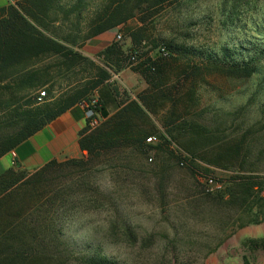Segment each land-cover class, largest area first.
Returning <instances> with one entry per match:
<instances>
[{"label": "trees", "instance_id": "obj_1", "mask_svg": "<svg viewBox=\"0 0 264 264\" xmlns=\"http://www.w3.org/2000/svg\"><path fill=\"white\" fill-rule=\"evenodd\" d=\"M169 1L106 0L87 23L86 32L81 30L82 11L87 7L85 0H75L67 8L61 0H23L18 8L8 4L0 9V159L71 107L87 104L93 97L96 102L90 109L101 118L93 130L86 120L87 125L80 133L78 144L86 157L65 162L52 160L32 172L15 168L0 175V264H55L57 254H63L61 247L67 245L61 239L57 212L72 210L80 200L95 207L101 198L96 193L87 194L88 176L71 183L72 176L78 171L85 174L91 166L107 158L121 162L118 156L127 150L131 155H146L148 150L166 153L176 165L188 161L192 166L187 168L191 176L200 172L199 163L226 171H244L254 149L249 131L234 142L212 150L211 157L195 152L187 143L190 139L191 142L207 140L208 129L192 118L199 102L196 87L192 85L197 78L192 77L201 73L197 63L203 59V53L169 42L152 46L163 47L166 56L157 52L150 56L143 50L145 36L141 27L130 34L127 50L114 42L96 55L103 66L79 51L88 40L120 27L134 17L135 11L146 13ZM237 6L234 3L226 16L231 23L238 14ZM63 25L70 26V30L59 34L55 27ZM254 32L261 37L255 39H260V46L264 47V24L256 23ZM260 49L254 45L239 50L222 46L220 55L209 52L204 56V69L232 78L260 75L264 55ZM242 55L244 58L237 61ZM45 60L53 61L52 66L64 70L63 73L76 70L89 73L57 98L51 96L52 83L46 89V101L37 105L35 98L27 94L43 88L53 78L48 72L50 66L40 65ZM127 67L139 72L147 85L137 100L125 91L120 92L112 80L113 75ZM260 111L264 115V109ZM159 116L161 129L152 119ZM149 137H155L157 143H146ZM258 148L257 153L264 154V148ZM60 179L69 183L59 191H52ZM80 188L85 194L82 197L76 193ZM205 198L219 208L240 210L241 217L235 219L238 229L264 221L262 178L237 174L230 179L226 190L206 194ZM80 261L81 264H114L97 254L81 255Z\"/></svg>", "mask_w": 264, "mask_h": 264}, {"label": "rangeland", "instance_id": "obj_2", "mask_svg": "<svg viewBox=\"0 0 264 264\" xmlns=\"http://www.w3.org/2000/svg\"><path fill=\"white\" fill-rule=\"evenodd\" d=\"M22 1L9 0V5L18 8ZM74 2L61 0L64 8ZM85 2L83 32L106 0ZM234 3L238 4V14L231 23L226 16ZM263 20L264 0H190L180 4L170 0L146 13L135 11L134 17L112 31L114 38L120 35L118 44L127 50L130 34L143 28V50L150 56L157 52L153 43L161 46L169 42L193 48L204 56L209 52L220 55L222 46L239 50L254 45L264 50L260 39H255L261 37L254 32L255 24L261 26ZM55 28L58 33L70 30L67 25ZM204 56L197 63L201 73L192 77L197 78L192 85L196 87L199 102L198 111L191 117L208 129L207 140L191 142L190 139L187 143L195 152L211 157L212 150L234 142L249 131L254 149L244 171H226L199 163L200 172L191 176L187 168L192 166L188 161L176 165L166 153L157 154L153 150H148L146 155H131L127 150L118 156L121 162L107 158L91 166L85 174L78 171L70 182L88 176L85 190L88 195L96 193L95 196L101 197L100 202L93 207L80 200L72 210L57 212L61 239L67 245L61 247L63 254H57L53 263L81 264V255L97 254L114 264H264V221L238 229L235 219L241 217L240 210L219 208L205 198L206 194L226 190L230 179L237 174L264 180V154L257 153L258 147L264 148V115L260 111L264 109V55L261 74L250 78H232L219 71L208 73L204 69ZM242 58L243 55L236 60ZM92 61L103 66L96 56ZM52 62L45 60L40 65L50 66L48 72L53 78L43 88L27 94L35 98L37 105L46 101V89L52 83L51 96L57 98L89 73L88 70L63 73ZM112 80L116 82L115 75ZM142 87L139 82V92ZM41 91L46 96L39 102L37 96ZM160 118L152 117L159 129ZM154 143L157 140L149 144ZM84 157L86 152L77 159ZM207 178H213L219 189L207 192ZM67 181L60 179L51 190L63 189ZM76 193L80 197L85 195L81 188Z\"/></svg>", "mask_w": 264, "mask_h": 264}, {"label": "crops", "instance_id": "obj_3", "mask_svg": "<svg viewBox=\"0 0 264 264\" xmlns=\"http://www.w3.org/2000/svg\"><path fill=\"white\" fill-rule=\"evenodd\" d=\"M9 0H0V9L6 7ZM116 42L113 31L98 35L83 44L79 50L84 56L94 60L102 50ZM139 72L127 67L115 75L116 86L120 92L125 91L133 100H137L139 93L147 88ZM139 82L143 85L139 92ZM87 121L81 105H75L65 113L44 126L29 139L18 145L0 159V175L9 169H21L32 172L46 163L55 160L62 162L77 159L83 152L79 148L81 131Z\"/></svg>", "mask_w": 264, "mask_h": 264}, {"label": "built area", "instance_id": "obj_4", "mask_svg": "<svg viewBox=\"0 0 264 264\" xmlns=\"http://www.w3.org/2000/svg\"><path fill=\"white\" fill-rule=\"evenodd\" d=\"M120 39H121L120 35L117 34L115 36V41L118 42V41H120ZM157 53L159 55H162V56L167 55V52L163 47L157 48ZM45 96H46V93L44 91L39 92L38 96H37L38 101L41 102ZM95 102H96V98L93 97L89 103L81 104V106L84 110L85 118H86V120H88V126H89L90 130L95 129L101 121V118L97 114H95V112L92 109H90V108L94 107ZM154 141H156L155 137H149L146 139L147 143H151ZM183 163H184V161H183ZM205 181H206L205 186H206L207 192H209V193L212 192L213 188L219 189V185L216 183V181L213 178H207Z\"/></svg>", "mask_w": 264, "mask_h": 264}]
</instances>
